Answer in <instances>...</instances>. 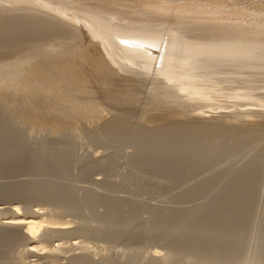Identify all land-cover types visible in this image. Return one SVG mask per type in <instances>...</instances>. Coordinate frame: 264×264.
I'll return each instance as SVG.
<instances>
[{
  "label": "rangeland",
  "instance_id": "rangeland-1",
  "mask_svg": "<svg viewBox=\"0 0 264 264\" xmlns=\"http://www.w3.org/2000/svg\"><path fill=\"white\" fill-rule=\"evenodd\" d=\"M0 15H2V17L0 16V70L2 72L5 69L10 70L9 72L7 70L8 74H6L7 72L5 74L2 73L3 75L0 73V138L2 137L7 141L5 142L4 139H1L0 153L5 154L4 150L7 153L8 151L12 153H8L10 155L7 159L6 157L8 156L6 154L5 156L0 154V179H2L4 174L9 173L15 165H20L21 162V165L27 164L24 167L20 165V168L22 167L21 169L25 170L21 172L25 176L22 177L24 179L23 182H20V185L26 182L23 185L26 186L28 190L26 191L30 192H26L25 197L23 195V197L19 198L16 195L14 200V197H12V200L4 197V200L3 196L0 195V229H5L9 226L5 222L7 221L6 218H10V216L15 214V212L11 211L13 207H17L19 212L27 217L36 216V223L39 222V224L35 225L36 230H34L38 237V242L30 246L24 240L23 242H17L18 244L11 245L12 247L10 246L8 250L3 251L4 254L2 253L0 257V264H194L195 261H198V264H210L212 261H209V258L208 260L205 259L207 257L202 259V256L198 255V257L195 253L198 250L200 252L205 247L215 248L216 245L218 246L222 243V238H220L221 240L211 241H207L208 239L204 240L205 238H198L199 240L196 242V239L193 238V233L196 228L199 229L203 226L210 228L213 223L217 226L213 224L214 226L212 225L211 230H218L217 228L215 229L218 226L221 228L220 230L227 228L222 225L223 222H220L222 220L217 218L215 221L210 220L207 214L211 213L210 215H212L213 212H209V210L212 208L216 209V207L219 208L220 205H222L220 208H223H219L222 211H220L221 213H223L224 209L228 210V208H230L228 211H232L231 207L233 208L234 204L235 208L246 204L250 212H247V220L249 221L246 220L244 222L247 227L243 223L241 225L242 230L240 229L241 232H238V236H234L244 241V245L240 248L239 262L242 258L241 264H264V253L260 251L261 239H263L264 235V78L262 77L264 76V68L261 67V73V69L257 65L248 63V66L245 62L246 66L242 62L236 66L237 70L240 68L241 71L234 70L236 68L232 71L227 60H224V68L220 63L223 61H219L220 58H217L214 54H207L208 57L205 56L206 60H204V56H197L195 61L194 57L191 58L192 56L184 57L185 55L181 51L183 50L181 47L183 48L185 45L193 48L209 47L210 45V47H213L215 42L212 45L211 41H213V38L215 40V37H212V35L214 34L218 38V34L222 31L223 33L228 32V34L233 36L249 38L250 41L253 40V44L259 41L258 46L261 47V44L264 45L262 43L264 42V0H0ZM14 15H17L18 18ZM13 16L16 21H19L18 19L25 21L15 23ZM28 16L32 17L29 18ZM35 16L39 17L34 18L36 22L39 20L37 23L32 19ZM30 20L33 23L35 22V25ZM51 20H55L54 23L59 28L61 27L60 29L62 30L58 28L54 30L57 27L55 24H53L55 28L52 29L54 26L51 27ZM3 21H10L12 24L8 22L10 26L6 23L4 25ZM25 22L27 24H24ZM2 23L3 25H1ZM36 24L37 28L35 27ZM38 24L42 25H39L40 28L43 27L42 30L44 28H47L45 30H51L43 32L38 28ZM44 24L47 26L44 27ZM19 25L21 26L20 28L25 30L21 31L20 28L18 29ZM113 26L117 28H115L117 32L111 30L114 29L112 28ZM27 27L28 30L29 28L31 29L29 30L30 34H32V29L33 31L38 30L39 36L34 31L33 34L35 35L32 34V37L29 38L28 35H31L26 30ZM224 28L225 30H223ZM14 29H17L19 33L16 32L17 30L14 32ZM208 29L212 30L208 31ZM10 31H13L15 35ZM114 32L117 34H114ZM16 33L17 35H20V33L26 34L20 35L22 37L18 40L19 35L17 38ZM216 33L218 34L216 35ZM3 34H7V37ZM49 34L53 35L50 36ZM2 35L5 37L2 38L7 40V42H2ZM9 37H11V40ZM176 37L179 39L177 40ZM171 38L174 41H171L173 40ZM185 40L188 42H185ZM175 41L180 42L177 43ZM183 41L187 44H184ZM123 46L124 48L127 47L128 50L124 49ZM51 47L53 51H56L57 47L59 49L64 48L66 50L65 57L58 59L60 61L57 58L53 59ZM140 47L144 49L142 50ZM164 47L168 50H165ZM67 50L72 52H69V56L67 55ZM135 51L140 53L137 54ZM142 51L145 52L142 53ZM178 51H181V53ZM36 55L38 56L36 57ZM208 58L213 60H208ZM26 59L27 61L30 60L27 63L25 62V64L23 60L26 61ZM193 59L195 62L200 63H193ZM190 60L193 62H190ZM207 60L209 63H207ZM184 61L186 62L182 63ZM213 61H215V64H212ZM217 61L218 64L215 69L214 65H216ZM18 62H20L19 67H21V70L17 67ZM201 62H204V66L200 65L202 64ZM210 63L211 65H209ZM22 64L23 66H21ZM205 64H208L207 67L211 66L213 68H207ZM13 65L19 72L12 70ZM181 65L188 67L185 69ZM252 65L260 71L258 72ZM200 66L205 68L201 70ZM247 67H250V69ZM68 68L71 70V72L69 71V78L73 79V85L78 88L70 92L66 90V97H62V94H57L60 93L59 89L61 88H57L52 84L56 80L59 81L58 78L60 77L58 74L61 75ZM181 68L185 70L182 69L181 71ZM206 68L209 71H206ZM217 68L219 71L216 73ZM245 68L248 69H246V73L250 74L251 78L244 73L243 70ZM13 71L18 73L15 74L19 75L20 80L25 77L29 79L32 76L33 79H31L33 81L29 80V84H26L28 79L25 78L26 82L23 79L25 83H21L22 80L20 81L18 76L14 74L12 76L10 72ZM192 71H195L196 74ZM225 71L226 76L224 75ZM235 71H237V74ZM186 72H189V75L191 73V75H187ZM211 73H214V75ZM238 73L242 74V76ZM260 73L262 74L261 76ZM200 74H203L204 78ZM7 75H10L9 78L12 83L10 79H7ZM3 80L7 88L4 86ZM50 80H52V83L50 82L51 85L48 83ZM19 81L20 83H18ZM60 84L58 83V85ZM126 85H129L130 88L132 87L133 95L128 93L129 86L126 87ZM16 86L22 90L15 88ZM124 89H126L125 92L123 91ZM171 92L173 93L171 94ZM24 93H27V95H24ZM120 94L126 100L119 97ZM125 94L127 96L130 94L136 99L132 96L130 98L126 97ZM167 94L169 95L166 97ZM58 96H60L61 102L64 98L68 99H64L66 102L62 103H66V105L56 102V100L60 101ZM108 98L109 101L111 100L110 102ZM111 98L114 99L112 100ZM132 100H134L133 103ZM72 101L76 102L75 106H72ZM82 101L85 103H82ZM86 102L91 106L85 107ZM82 106L85 108H81ZM72 108L74 109L72 110ZM117 116L128 119L132 128L141 132L137 131L140 136L146 135V138L147 134H149L148 138L151 136L150 138L157 139L156 133L163 130L164 127L184 123L190 125H213L232 129L231 131H238L239 133L237 132V134L245 138L248 143L241 148L236 140L232 144L226 138L225 140L231 145H226V143L224 145L226 141L223 137L219 138V140L216 139L218 137L214 136L206 139V142H210L209 145L205 143L206 148L195 149L194 154L190 153L193 159L197 156L196 165H188L186 170L182 168V175L179 179L182 183H187L189 186L184 189L183 193L179 189V184L170 179L172 178L170 177V172L171 168L176 165L175 163L182 164L181 162H175V158L176 160L182 158L184 161H189L190 158H187L189 153L186 155L188 149L183 148L184 150L180 152L181 149H177L179 146L171 144L165 146L159 143L155 145L151 141H146L145 137L139 138L138 134V136L135 134L138 137H135V139L133 135H128L129 138L126 137L124 139L118 138L116 135L115 137L113 134H109L106 128L109 122ZM139 129L144 131L142 132ZM152 133L155 137H153ZM11 134L14 135L11 136ZM212 138H215L213 142ZM136 139H142L145 142L143 144L140 143L142 140L138 141ZM146 142L148 144H145ZM4 143H8V146L6 144L3 145ZM144 145L148 146L145 147ZM151 145L153 147L152 151L149 150L152 148ZM255 145L256 147L258 146V149L254 148ZM3 146L6 149L4 148L3 150ZM157 146L158 148L167 147V150H170L166 154L164 153V156L167 157H164L166 161L163 159L164 163H162L163 161L161 162L162 159L160 160L161 156L159 155L161 153H158L159 149L156 148ZM225 146L228 152L219 155ZM139 147L142 148L139 149ZM147 147L146 152L150 151L149 154L147 153L149 159L146 156V152H142ZM234 147L237 148L235 149ZM11 148L15 149L12 150ZM231 148L237 151H231ZM240 148L245 151L242 153ZM172 149L173 151H171ZM185 150L187 151L184 153ZM190 150L193 151V149L189 148V152ZM174 151L176 152L173 153ZM238 152L243 157L239 156L238 158ZM151 153L158 159L154 161ZM182 153L187 157L183 158L181 156ZM233 153L237 156H233ZM178 154L181 157L179 159ZM213 157H215L216 161ZM139 158L146 160L147 164L142 159V161L139 160ZM221 158H223V161ZM231 158L235 161L233 162ZM241 158H244L242 163L239 160ZM210 159L211 161H209ZM159 161L161 165L164 164L162 166L163 169L159 166ZM148 164L151 165L152 169ZM233 164L237 169L233 167ZM256 164L260 166L257 167ZM221 166H224V168ZM216 167L223 169V171ZM232 170H237L235 171L236 174ZM240 170L243 171L240 173ZM248 172L251 175L247 174ZM199 173H202V176L205 173L204 175L209 176V178L212 175L211 180L215 182H213L215 185H212L214 188L207 186L200 193L196 192L198 184H195L200 182L196 178L201 176ZM254 176L258 180H262V187L260 185L255 186L252 191L253 195L251 194L254 197L251 200L244 201L239 199L238 193L235 195L233 192H239L240 194L244 191L245 183ZM213 177L218 178V180ZM22 178L20 176L18 179L21 180ZM253 180L255 181L256 179L254 178ZM1 186H3L2 183H0V189L4 187ZM178 190L182 192V195L178 193L180 200L176 195ZM185 192L187 197L190 195L191 197L187 198L185 195L183 197ZM211 192L214 193L212 194ZM230 193L235 195V198L231 197L233 202L231 198H229L231 201L226 200ZM217 194L220 195L218 196ZM192 197L193 200H191ZM189 199L191 200L190 203ZM218 199L219 201H224L218 203ZM210 201L211 204L209 205ZM214 201L220 205L218 206ZM213 202L216 205L212 204ZM225 205L227 206L226 208H224ZM201 206L204 207L202 208ZM179 207L180 211L178 210ZM190 207L191 209L193 208L192 211H195L196 207L198 208L197 211H199V208H202V210H200L201 212L193 211L194 214L196 213V215H193L191 209L188 210ZM183 208L187 209L183 211ZM218 208L216 210L219 211ZM204 209L208 211L207 214L206 211L204 213ZM186 210L187 212H185ZM174 212H178V214L176 213L177 215L175 214L174 216ZM179 213L182 214L180 215ZM197 215L198 217L207 216L210 224L207 221L205 222V219L203 224L201 222L202 219L196 218ZM162 217L165 218L163 219ZM161 220L163 221L161 222ZM165 220L166 224L164 223ZM160 222L165 224H163L165 226L164 229L161 228L162 224ZM21 227H25L26 236L33 238L34 233L31 229H28L29 225ZM160 230L164 231L160 232ZM172 233L174 236H172ZM224 233L225 230L222 234L226 236ZM243 233L244 235H242ZM205 241L207 242L205 243ZM183 242L187 246L186 248H181L182 250L175 249L176 244ZM187 242L189 243L188 245H186ZM202 260H205V262L202 263ZM213 264L218 263L213 262Z\"/></svg>",
  "mask_w": 264,
  "mask_h": 264
},
{
  "label": "bare ground",
  "instance_id": "bare-ground-1",
  "mask_svg": "<svg viewBox=\"0 0 264 264\" xmlns=\"http://www.w3.org/2000/svg\"><path fill=\"white\" fill-rule=\"evenodd\" d=\"M6 4H8V3H6ZM17 5V4H16ZM16 8V7H15ZM5 12V11H4ZM16 14V13H15ZM19 14V13H18ZM31 14V13H30ZM21 15V14H20ZM49 15V14H48ZM1 17H2V15H0ZM12 16V15H11ZM10 16V17H11ZM15 16V15H14ZM13 16V17H14ZM40 16H41V14H40ZM0 17V18H1ZM15 17H17V15L15 16ZM15 17H14V22L16 23V22H18L19 23V21L21 20V19H18L19 21H16V19H15ZM20 17V16H19ZM26 17V16H25ZM25 17H24V19H25ZM29 17V16H28ZM30 17H32V16H30ZM29 17V18H30ZM4 18H7V17H4ZM18 18V17H17ZM22 18H23V15H22ZM34 18H39V17H33L32 19L33 20H35ZM2 20V19H1ZM4 20H6V19H4ZM26 20H27V18H26ZM10 21H12V20H10ZM10 21H8V22H10ZM25 21V20H24ZM24 21H20V22H24ZM29 21V20H28ZM31 22H32V20H30ZM39 21V20H38ZM37 21V22H38ZM52 21V20H51ZM55 21V20H54ZM54 21H52L51 22V27L52 26H54L53 24H55L56 25V23H54ZM2 22V21H1ZM8 22H6V21H3V23H4V25H6V24H8L9 26H10V23L12 24V22H10V23H8ZM13 22V23H14ZM27 22V21H26ZM24 23V24H27V23ZM31 22H30V25H31ZM35 22H36V20H35ZM34 22V23H35ZM36 22V23H37ZM3 23L1 24V25H3ZM6 23V24H5ZM33 22H32V24H34ZM41 23V22H40ZM44 23V22H43ZM22 23H20V25H21ZM47 24V23H46ZM46 24H44L45 26L44 27H46L47 25ZM49 24V23H48ZM7 25V26H8ZM16 25V24H15ZM18 25V24H17ZM19 25V27H18V29L21 27V26H23V25H21L20 26ZM35 25V24H34ZM40 24H38V26H39ZM200 25V24H199ZM12 26V25H11ZM13 26H14V24H13ZM28 26V25H27ZM40 26H42V25H40ZM40 26L38 27V28H40ZM57 26V25H56ZM201 26V25H200ZM17 27V26H16ZM29 27H31V26H29ZM36 28H37V24H36V26H35ZM215 27V26H214ZM1 28V27H0ZM15 28V27H14ZM32 28V27H31ZM43 28V27H42ZM42 28H40V30H42ZM55 28V26L52 28V29H54ZM59 29V30H62V29H60L58 26L54 29V30H56V29ZM68 28V27H67ZM66 28V29H67ZM107 28V27H106ZM112 28H114V29H111V30H115V26H113ZM202 28H203V26H202ZM24 29V28H23ZM23 29L22 28H20V30L21 31H23ZM45 29H47V28H44V30H42L43 32L44 31H47V32H49L48 30H51V29H48V30H45ZM117 29V28H116ZM17 29H14V32L16 31ZM25 30V29H24ZM26 30H28V27H27V29ZM29 30H31L30 28H29ZM28 30V31H29ZM119 30V29H118ZM210 30H212V29H208V31H210ZM219 30V29H218ZM223 30H225V28L223 29ZM20 31V32H21ZM35 31V30H34ZM33 29H32V34H33ZM37 31L38 30H36L35 31V34H38L37 33ZM53 31V30H52ZM58 31V30H57ZM109 31V30H108ZM116 31V30H115ZM217 31V30H216ZM10 32H13V31H10ZM13 32V33H14ZM17 33H19L18 32V30L16 31ZM25 32H27V31H25ZM47 32H45V33H47ZM62 32V31H61ZM64 32H65V30H64ZM117 32V31H116ZM116 32H114V34L116 33ZM119 32H120V30H119ZM129 32H131V31H129ZM212 32V31H211ZM3 33V32H2ZM17 33H16V35H17ZM40 33V32H39ZM44 33V34H45ZM57 33V32H56ZM125 33V32H124ZM133 33H134V31H133ZM137 33V32H136ZM135 33V34H136ZM140 33V32H139ZM210 33V32H209ZM223 31L222 32H220V34H218V33H216V35L218 34V38H216V36H214V34L212 35V37H215V40H214V38H213V41H211V43H213V42H215V45H214V43L212 44V45H214L213 47H203V48H193V47H191V46H188V45H185L183 48L181 47V49H183V50H181V51H183V53H184V57H186V56H192L191 58H193L194 57V59H195V61L197 60V56H207L208 57V55L207 54H214V55H216V57L218 58H220L219 59V61L221 60V61H223V62H220L222 65L224 64V62L227 60L228 62V65L230 66V69L233 71V69L234 68H236V69H234V70H237V64L238 63H247V65L249 66V64L248 63H250V64H254V65H257V67L258 68H260L261 69V73H262V68H264L263 67V65H264V45H262L261 43V47H259L258 46V42L257 41H255V42H257V43H255V44H257V46H255V44H253V40L252 41H250L249 40V38H241V36L239 37H237V35L236 36H233V35H230V34H228V32H225V33H227V34H225V33H223ZM230 33V32H229ZM234 33V32H233ZM233 33H231V34H233ZM4 34H5V31H4ZM3 34V35H4ZM11 34V33H10ZM10 34H8V35H10ZM26 33H24V34H22V33H20V35H25ZM29 34H30V31H29ZM32 34H30L31 36H29L28 35V33H27V35H28V37L30 38V37H32ZM35 34H33V35H35ZM41 34V33H40ZM117 34V33H116ZM119 34H121V33H119ZM125 34H128V33H125ZM131 34V33H130ZM134 34V35H135ZM138 34V33H137ZM136 34V35H137ZM235 34V33H234ZM0 35H1V31H0ZM3 35L1 36V38L3 37ZM14 35H15V33H14ZM19 35V34H18ZM18 35L16 36L17 38H18ZM20 35H19V38H18V40L22 37H20ZM50 36H52L51 34H49ZM209 35H211V34H209ZM219 35H220V37H219ZM4 36H6L7 37V34L6 35H4ZM38 36H39V34H38ZM107 36V35H106ZM117 36V35H116ZM121 36V35H120ZM138 36V35H137ZM142 36V35H141ZM140 36V37H141ZM167 36V35H166ZM15 37V36H14ZM15 37V38H16ZM25 37V36H24ZM27 37V36H26ZM25 37V38H26ZM27 37V38H28ZM35 37V36H34ZM37 37V36H36ZM45 37V36H44ZM43 37V38H44ZM110 37V36H109ZM119 37V36H118ZM131 37V36H130ZM146 37V36H145ZM209 37V36H208ZM3 38H5V37H3ZM2 38V39H3ZM11 37H9V39H10ZM12 38H13V36H12ZM122 38H124V37H122ZM135 38V37H134ZM142 38V37H141ZM7 39V38H6ZM24 39V38H23ZM127 39V38H126ZM130 39V38H129ZM138 39V38H137ZM143 39V38H142ZM145 39V38H144ZM148 39V38H147ZM146 39V40H147ZM164 39V38H163ZM171 39H173V38H171ZM176 39H177V37H176ZM179 39V38H178ZM177 39V40H178ZM217 39V40H216ZM4 40V41H3ZM2 40V42L4 43V42H7V40H5V39H3ZM11 40V39H10ZM22 40V39H21ZM132 40V39H131ZM255 40V39H254ZM24 41H25V39H24ZM63 41V40H62ZM129 41V40H128ZM150 41H152V40H150ZM153 41H154V39H153ZM158 41V40H157ZM161 41V40H160ZM170 41V40H169ZM171 41H174V39L173 40H171ZM60 42V41H59ZM122 42H123V40H122ZM121 42V43H122ZM127 42V41H126ZM125 42V43H126ZM130 42V41H129ZM148 42V41H147ZM163 42H165V41H163ZM175 42H177V41H175ZM180 41H178L177 43H179ZM182 42V41H181ZM185 42H188V41H186L185 40ZM184 41H183V43L184 44H187V43H185ZM66 43V42H65ZM141 43V42H140ZM152 43V42H151ZM157 43V42H156ZM177 43H176V45H177ZM262 43H264V42H262ZM116 44V43H115ZM137 44V43H136ZM141 44H144V43H141ZM140 44V45H141ZM172 44V43H171ZM189 45H192L193 44V42H192V44L191 43H188ZM60 45V44H59ZM122 45H123V43H122ZM121 45V46H122ZM127 45V44H126ZM157 45V44H156ZM159 45H160V43H159ZM169 45V44H168ZM167 45V46H168ZM50 46H52V45H50ZM50 46H48V47H50ZM83 46V45H82ZM112 46V45H111ZM124 46H125V44H124ZM124 46H123V48H124ZM128 46V45H127ZM135 46V45H134ZM139 46V45H138ZM143 46V45H142ZM148 46V45H147ZM151 47H153L152 45H150ZM158 46V45H157ZM174 46V45H173ZM56 47V46H55ZM55 47H54V49H55ZM105 47V46H104ZM145 47V46H144ZM155 47V46H154ZM170 47V46H169ZM176 47H178V46H176ZM176 47H173V48H176ZM180 47H179V50H180ZM194 47H197V46H194ZM52 48V47H51ZM129 48V50H131L130 49V47H128ZM133 48V47H132ZM136 48V47H135ZM142 47H140V49H141ZM158 48V47H157ZM161 48V47H160ZM165 48V47H164ZM171 48V47H170ZM48 49H50V48H48ZM57 49H59L58 47H57ZM56 49V51H53V48H52V51H53V59H55V58H57V60L58 59H60V58H63V57H65V55H66V50L63 48H60L59 50H57ZM109 49V48H108ZM124 49H127V47L126 48H124ZM144 48H142V50H143ZM146 49V48H145ZM148 49V48H147ZM152 49V48H151ZM163 49V48H162ZM172 49V48H171ZM171 49H169L170 51H171ZM176 49H178V48H176ZM42 50V49H41ZM40 50V51H41ZM117 50V49H116ZM121 50V49H120ZM128 50V49H127ZM160 50V49H159ZM165 50H168V49H166L165 48ZM49 51V50H48ZM123 51V50H122ZM141 51V50H140ZM146 51V50H145ZM145 51H142V53L143 52H145ZM162 51V50H161ZM170 51H168V52H170ZM181 51L179 52V53H181ZM38 52V51H37ZM55 52V53H54ZM69 52L70 51H68L67 50V55L69 54ZM125 52V51H124ZM130 52V51H129ZM134 52V51H133ZM136 53H137V51H135ZM168 52H166V53H168ZM174 52V51H173ZM39 53V52H38ZM70 53H72V52H70ZM140 53V52H139ZM139 53H137V54H139ZM141 53V54H142ZM175 54H176V52H174ZM40 54V53H39ZM50 54H52L51 52H50ZM49 54V55H50ZM140 54V55H141ZM163 54V53H162ZM165 54V53H164ZM172 54V53H171ZM48 55V56H49ZM70 55V54H69ZM68 55V56H69ZM132 55V54H131ZM136 55V54H135ZM145 55H147V54H145ZM178 55V54H177ZM38 55H36V57H37ZM45 56V55H44ZM47 56V55H46ZM73 56V55H72ZM109 56V55H108ZM130 56V55H129ZM138 56V55H137ZM158 56V55H157ZM164 56V55H163ZM162 56V57H163ZM170 56V55H169ZM175 56V55H174ZM180 56V55H179ZM195 56H196V58H195ZM210 57H211V55H209ZM26 57V56H25ZM40 57V56H39ZM132 57V56H131ZM146 57V56H145ZM145 57H144V59H145ZM167 57V56H166ZM176 57V56H175ZM174 57V59L176 60V58ZM29 58V57H28ZM32 58V57H31ZM35 58V57H34ZM129 58V57H128ZM143 58V57H142ZM165 58V57H164ZM199 58V57H198ZM215 58V57H214ZM38 59V58H37ZM41 59V58H40ZM112 59V58H111ZM130 59V58H129ZM147 59V58H146ZM194 59H193V61H194ZM204 59V58H203ZM203 59H202V61H203ZM210 59H212V58H210ZM209 58H208V60H210ZM30 60V59H29ZM28 60V61H29ZM44 60H46V59H44ZM133 60V59H132ZM170 60V59H169ZM180 60H181V58H180ZM204 60H206V57H205V59ZM207 60V61H208ZM213 60V59H212ZM211 60V61H212ZM225 60V61H224ZM27 61V59H26V61H24L23 60V62L25 63H27L28 62ZM58 61H60V60H58ZM57 61V62H58ZM136 61V60H135ZM134 61V62H135ZM150 61V60H149ZM148 61V62H149ZM187 62H189L188 60H186ZM186 61H184V62H182V63H185ZM193 61H191L190 60V62H193ZM193 62V63H197V62ZM215 61H216V58H215ZM215 61H213V63L212 64H215L214 62ZM53 62V61H52ZM153 62V61H152ZM205 63H206V61H204ZM203 62V63H204ZM19 63L20 62H18V64H17V67L18 68H20V70H21V67H19ZM23 63V64H24ZM25 63V64H26ZM54 63H55V61H54ZM54 63H52V64H54ZM150 63V62H149ZM193 63H192V65H193ZM198 63H200V62H198ZM197 63V64H198ZM202 63V62H201ZM203 63L202 64H200L201 66L203 65ZM207 63H209V61L207 62ZM211 63L209 64V65H211ZM246 63H245V65H246ZM23 64L21 65V66H23ZM142 64H144V63H142ZM148 64V63H147ZM146 64V65H147ZM189 64V63H188ZM217 64H218V61L216 62V65H214V67L216 66L217 67ZM8 65V64H7ZM6 65V66H7ZM15 65V64H14ZM14 65L12 66L13 67V69L12 70H16L15 68H14ZM28 65H29V63H28ZM116 65H117V63H116ZM154 65V64H153ZM190 65V64H189ZM191 65V66H192ZM225 65V64H224ZM223 65V66H224ZM242 65H244V64H242ZM245 65H244V67H245ZM246 65V66H247ZM254 65H252L254 68H256L257 69V71L259 72L260 70H258V68L257 67H255ZM68 66V65H67ZM141 66V65H140ZM139 66V67H140ZM175 66H177V65H175ZM179 66V65H178ZM177 66V67H178ZM182 66V65H181ZM180 66V67H181ZM197 66H199V65H197ZM200 66V67H201ZM204 66V65H203ZM208 66V64H205V67H207ZM251 66V68L253 69V67ZM3 67V66H2ZM10 67V66H9ZM11 67V68H12ZM70 67V66H69ZM128 67V66H127ZM177 67H176V69H177ZM183 67V66H182ZM188 67V66H187ZM187 67H183V68H187ZM205 67H201V70L202 69H204ZM211 67V66H210ZM210 67H207V68H210ZM216 67H215V69H216ZM228 67V66H227ZM244 67H242L243 69H244ZM262 67V68H261ZM4 68V67H3ZM37 68V67H36ZM67 68V67H66ZM65 68V69H66ZM74 68H76V67H74ZM183 68H181V71H182V69ZM206 68V69H207ZM211 68H213V67H211ZM224 68H225V66H224ZM229 68V67H228ZM248 69H250V67H247ZM247 68H245V70H243L244 71V73L245 74H247L246 73V71L248 70ZM5 69V68H4ZM70 69H72V68H70ZM143 69H144V66H143ZM180 69V68H179ZM178 69V70H179ZM185 69H183V70H185ZM189 69H191V68H189ZM195 69V68H194ZM205 69V70H206ZM214 69V70H215ZM227 69V68H226ZM239 70H240V68H238ZM247 69V70H246ZM3 70V69H2ZM6 70V71H5ZM5 70H3L4 72H2L1 70H0V73L2 74V73H4L5 74V72H7V70L8 69H5ZM141 70V69H140ZM204 70V71H205ZM214 70H212V71H214ZM231 70H230V72H231ZM239 70H237L238 72H239ZM255 70V69H254ZM264 70V69H263ZM10 70H8V72H9ZM16 71H18V70H16ZM16 71L13 73V72H10V73H12V76H13V74L14 75H16V74H18V73H16ZM24 71V70H23ZM23 71H21V72H23ZM63 71V70H62ZM71 72V70H69V68L66 70V71H63V73L61 74V75H59L58 74V76L60 77V78H58V80L60 81H55V82H53V86H56L57 88H61V89H59L60 90V93H57V94H59V95H63L62 97H66V90L68 91V92H70V91H74L75 90V88H78V87H76V86H74L73 85V79L72 78H69L70 77V72ZM145 71H146V69H145ZM180 71V70H179ZM180 71V72H181ZM191 71V70H190ZM189 71V72H190ZM206 71H209L208 69L206 70ZM219 70H218V68H217V70H216V73L218 72ZM229 71V70H228ZM237 71H235V73L237 72ZM241 71V70H240ZM8 72L6 73V74H8ZM19 72V71H18ZM20 72V73H21ZM30 72V71H29ZM109 72V71H108ZM188 72V73H189ZM193 72V71H192ZM195 72V71H194ZM193 72V73H194ZM215 72V71H214ZM221 72V71H220ZM229 72V73H230ZM257 72V73H258ZM264 72V71H263ZM9 73V74H10ZM16 73V74H15ZM34 73V72H33ZM187 73V72H186ZM185 73V74H186ZM187 73V75H189ZM222 73H224V72H222ZM232 73H234V72H232ZM243 73V72H242ZM243 73V74H244ZM248 73H250V71H248ZM255 73H256V70H255ZM260 73V76L262 75ZM32 74V73H31ZM80 74V73H79ZM112 74V73H111ZM148 74V73H147ZM195 74H196V72H195ZM212 74V73H211ZM221 74V73H220ZM227 74H228V72H227ZM237 74V73H236ZM238 74H240V73H238ZM244 74V75H245ZM251 74H252V72H251ZM3 75V74H2ZM21 75V74H20ZM29 77H30V75L29 74H27ZM27 75H25V76H27ZM122 75V74H121ZM190 75H191V73H190ZM189 75V76H190ZM199 75V74H198ZM200 75H202L201 77H203V74H200ZM212 75H214V73L212 74ZM225 76H226V71H225V74H224ZM241 76H242V74H240ZM248 75V74H247ZM8 76V75H7ZM7 76H5V77H7ZM10 76V75H9ZM9 76H8V78L7 79H10L9 78ZM16 76H18V79H19V75H16ZM39 76H40V74H39ZM56 76V75H55ZM54 76V77H55ZM143 76V75H142ZM248 76H250L249 78H251V75L249 74ZM15 77V76H14ZM24 77V76H23ZM42 78H43V76H41ZM40 77V78H41ZM117 77V76H116ZM146 77V76H145ZM174 77H175V75H174ZM173 77V78H174ZM263 78H264V76H262ZM261 77V78H262ZM12 78V77H11ZM21 78V77H20ZM26 78V77H25ZM25 78H23L24 80H25ZM31 78H32V76H31ZM31 78H26V79H28L27 80V82L29 81V80H32ZM41 78V79H42ZM56 78V79H57ZM112 78V77H111ZM121 78V77H120ZM190 78V77H189ZM204 78V77H203ZM202 78V79H203ZM260 78V79H261ZM262 78V79H263ZM2 79H6V78H2ZM1 79V80H2ZM6 79V80H7ZM14 79V78H13ZM16 79H17V77H16ZM23 79H19L20 81H21V83L23 82V83H25L26 82V80H25V82H24V80ZM35 79H37L36 77H35ZM48 79V78H47ZM53 79V78H52ZM76 79V78H75ZM253 79V78H252ZM4 80H3V82H4ZM39 80V79H38ZM37 80V81H38ZM55 80V79H54ZM53 80V81H54ZM159 80V79H158ZM200 80V79H199ZM9 81V80H8ZM8 81H7V83H8ZM10 81H11V79H10ZM18 81V80H17ZM20 81L18 82V83H20ZM33 81V80H32ZM36 81V82H37ZM41 81V80H40ZM45 81V80H44ZM52 80H50V81H48V83H49V85H51L50 84V82H51ZM189 81V80H188ZM2 82V81H1ZM16 82V81H15ZM76 82V81H75ZM78 82H79V80H78ZM167 82V81H166ZM175 82V81H174ZM11 83H12V81H11ZM42 83V82H41ZM46 83V82H45ZM52 83V82H51ZM58 83H61L60 85H58ZM77 83V82H76ZM206 83V82H205ZM4 84V86L6 87L7 85L5 84V82L3 83ZM26 84H29V82L28 83H26ZM25 84V85H26ZM78 84V83H77ZM85 84V83H84ZM156 84V83H155ZM193 84H195V83H193ZM8 85H9V83H8ZM11 85H13V84H11ZM16 85V84H15ZM18 85V84H17ZM23 85V84H22ZM96 85V84H95ZM191 85V84H190ZM206 85V84H205ZM19 86V85H18ZM27 86V85H26ZM26 86H24V87H26ZM38 86V85H37ZM127 86H129V85H126V87ZM208 86V85H207ZM14 87V86H13ZM21 87V86H20ZM24 87H22V88H24ZM41 87V86H40ZM83 87V86H82ZM126 87H123V88H126ZM203 87V86H202ZM212 87V86H211ZM215 87V86H214ZM7 88V87H6ZM9 88V87H8ZM12 88V87H11ZM15 88H17V86L15 87ZM27 88V87H26ZM47 88H50V87H47ZM122 88V89H123ZM129 88V91H128V93H130V94H132V87L130 88V86L128 87ZM128 88H127V90H128ZM173 88V87H172ZM209 88V87H208ZM216 88V87H215ZM222 88V87H221ZM256 88V87H255ZM259 88V87H258ZM17 89H19V88H17ZM16 89V90H17ZM52 89V88H51ZM50 89V90H51ZM80 89H81V87H80ZM213 89V88H212ZM257 89V88H256ZM11 90V89H10ZM19 90H22V89H19ZM24 90V89H23ZM26 90V89H25ZM37 90V89H36ZM56 90H58V89H56ZM58 90V91H59ZM86 90H88V89H86ZM9 91V90H8ZM18 91V90H17ZM49 91V90H48ZM61 91H62V93H61ZM79 91V90H78ZM124 92L126 91V89H124L123 90ZM122 91V94L124 93ZM136 91V90H135ZM156 91V90H155ZM171 91V90H170ZM174 91V90H173ZM79 92H81V91H79ZM175 92V91H174ZM202 92V91H201ZM236 92V91H235ZM23 93V92H22ZM85 93V92H84ZM116 93V92H115ZM173 92H171V94H172ZM250 93V92H249ZM16 94V93H15ZM27 95V93H24V95ZM29 94V93H28ZM56 94V93H55ZM122 94H120V96L119 97H122L123 98V96H121ZM130 94H128L129 96H127L126 94H125V96L126 97H129L130 98V96H132V95H130ZM175 94V93H174ZM191 94V93H190ZM255 94V93H254ZM257 94V93H256ZM11 95V94H10ZM13 95V94H12ZM87 95V94H86ZM124 95V94H123ZM169 94H167L166 95V97L168 96ZM46 96V95H45ZM77 96V95H76ZM89 96V95H88ZM108 96V95H107ZM112 96V95H111ZM163 96V95H162ZM176 96V95H175ZM241 96V95H240ZM13 97V96H12ZM19 97V96H18ZM59 97V99H60V96H58ZM58 97H56L57 99H58ZM61 97V98H62ZM69 97V96H68ZM110 97V96H109ZM132 97H134V96H132ZM7 98V97H6ZM56 98H54V99H56ZM78 98V97H77ZM135 98V97H134ZM138 98V97H137ZM10 99V98H9ZM65 100H68L67 98H64ZM63 99V101L61 102V99H60V101L58 100H56V102H61V104L65 101ZM70 99V98H69ZM112 99V98H111ZM114 99V98H113ZM112 99V100H113ZM123 99H125V98H123ZM132 99V98H131ZM136 99V98H135ZM13 100V99H12ZM25 100V99H24ZM72 100V99H71ZM70 100V101H71ZM91 100V99H90ZM126 100V99H125ZM5 101V100H4ZM10 101H11V99H10ZM28 101V100H27ZM108 101H109V98H108ZM111 101V100H110ZM109 101V102H110ZM119 101H120V99H119ZM119 101H117V103H119ZM127 101H129V100H127ZM131 101V100H130ZM133 101L134 100H132V103H133ZM66 102V101H65ZM73 102V101H72ZM71 102V103H72ZM108 102V103H109ZM2 103H4L3 101H2ZM6 103V102H5ZM40 103V102H39ZM42 103V102H41ZM67 103H69V102H67ZM82 103H85V102H83L82 101ZM90 103V102H89ZM114 103V102H113ZM130 103V102H129ZM74 104H76V102H73V104H72V106L74 105ZM86 104H87V102H86ZM85 104V107L87 106L88 107V105L89 106H91L90 104H87L86 105ZM238 104H240V103H238ZM42 105V104H41ZM58 105H60V104H58ZM62 105H66V103L65 104H62ZM94 105V104H93ZM122 105V104H121ZM68 106V105H67ZM75 106V105H74ZM62 107V106H61ZM77 108H78V106H76ZM85 107H81V108H85ZM30 108V107H29ZM55 108V107H54ZM67 108V107H66ZM97 108H98V106H97ZM247 108V107H246ZM70 109H71V107H70ZM74 108H72V110H73ZM94 109V108H93ZM45 110V109H44ZM76 110V109H75ZM86 111V110H85ZM26 112V111H25ZM194 112H195V110H194ZM98 113V112H97ZM196 113V112H195ZM214 113V112H213ZM242 114V113H241ZM79 115V114H78ZM87 115V114H86ZM180 115V114H179ZM72 117V116H71ZM45 118V117H44ZM43 118V119H44ZM52 118V117H51ZM102 118V117H101ZM124 117H121V116H117V117H114L113 119H112V121H110L109 122V125H108V127L106 128L105 126V128L107 129V131H108V133L109 134H113L114 136L116 135V136H118V138L119 137H121V138H126V137H128V135H133V137H134V139H135V137H137L139 134H138V130L137 129H135V128H132V126H131V124L128 122V119L126 120L125 118L123 119ZM73 119V118H72ZM130 120V119H129ZM125 122V123H124ZM105 128H103V129H105ZM105 129V130H106ZM163 129V128H162ZM139 130H141V129H139ZM232 129H227V128H224V127H221V126H210V125H202V124H193V125H190V124H184V123H182V124H178V125H173V126H169V127H164V129L163 130H161L160 132H158V133H156V136H157V139L155 140V139H152V138H148V135L149 134H147V133H144V134H147V138H146V135H142V136H140L139 135V138L140 137H145V139H147L146 141H148V142H153V143H155V145H156V143L158 144H164L165 146L166 145H169V144H171V145H173V146H179V148H177L178 150L179 149H181V151L180 152H182V150H184L185 148L186 149H188V151L187 150H185L184 151V153L187 151V153H186V155L189 153V157H187L186 155H184L183 153H182V155L181 156H183V158H190L189 159V161H184L181 157H179V154H178V159L179 158H181L180 160H176V158H175V162H181L182 164H177V163H175L173 160V162L176 164H174L175 166L174 167H172L171 168V176L170 177H172V178H170V179H172L174 182H177L178 184H179V186H180V188L179 189H181V191L184 193V189L185 188H187V187H189L188 186V184L187 183H182V181H180V179L179 178H181V175H182V171L183 170H186V169H188L187 167H188V165H191V164H195L196 165V163H197V159H196V157L197 156H195V158L193 159V157L190 155V153H192V154H194L193 152H194V150L195 149H200V148H202V147H204V148H206L207 146H206V144L207 145H209V143L208 142H206V139H209V137L210 136H214V137H218V138H216V139H218L219 140V138H221V137H223L224 138V140L227 138V140L229 141V142H232V144H233V142H234V140H236V141H238L239 143V145H240V147L241 148H243L242 146H246V144L248 143V141L246 142L245 141V138H242V137H240L239 136V134H237V132L238 131H231ZM138 131V132H137ZM142 132L144 131V130H141ZM61 132V131H60ZM147 132V131H146ZM153 132V131H152ZM66 133V132H65ZM139 133H141V132H139ZM149 133V132H148ZM151 133V132H150ZM155 133V132H154ZM239 133V132H238ZM247 133H249V132H247ZM137 136H136V135ZM246 134V133H245ZM12 135H14V134H11V136ZM16 135V134H15ZM152 135H153V133H152ZM255 135V134H254ZM4 136H5V134H4ZM115 136V137H116ZM248 136V135H247ZM132 137V136H131ZM153 137H155L154 135H153ZM6 138H8V137H6ZM129 138V137H128ZM138 138V137H137ZM1 139L3 140L4 138H0V141H1ZM15 139V138H14ZM19 139V138H18ZM215 139V138H214ZM214 139L212 138L211 140H212V142L214 141ZM13 140V139H12ZM118 140H120V139H118ZM136 140H138V139H136ZM140 141L142 140V139H139ZM138 140V141H139ZM205 140V141H204ZM224 140H222V141H224ZM4 141H5V139H4ZM9 141V140H8ZM19 141V140H18ZM131 141H132V139H131ZM137 141V143H139ZM143 141V142H142ZM140 143H143L144 144V142H145V140H142ZM161 141V142H160ZM226 141V140H225ZM228 141H226V142H224V145H225V143H226V145H229L230 143L228 142ZM3 142V141H2ZM5 142H7V141H5ZM196 142V143H195ZM199 142V143H198ZM201 142H204V143H202L201 144ZM241 142V143H240ZM258 142V141H257ZM11 143V142H10ZM206 143V144H205ZM223 143V142H222ZM251 143V142H250ZM253 143V142H252ZM6 143H4L3 145H5ZM8 144V143H7ZM6 144V146H8ZM15 144H17V143H15ZM145 144H148L147 142L145 143ZM151 144V143H150ZM235 144V146H236V142L234 143ZM254 144V143H253ZM154 145V144H153ZM185 145H187V147H185ZM231 145V144H230ZM141 146V145H140ZM145 146V145H144ZM146 146H148V145H146ZM145 146V147H146ZM206 146V147H205ZM238 146V145H237ZM10 147V146H9ZM8 147V148H9ZM151 147H152V145H151ZM172 147V146H171ZM190 149H193V151L192 150H190V152H189V148ZM230 147H232V146H230ZM239 147V146H238ZM247 147H249V145H247ZM258 147V146H257ZM256 147V145H255V147L254 148H257ZM3 148V150H4V148L6 149V147L5 146H3L2 147ZM7 148V150H9ZM140 148H142V147H139V149ZM156 148H158V146L156 147ZM162 147H160V148H158L157 150H158V153L160 152L161 154L159 155V156H161V158H160V160H161V162L163 161V159H164V161H165V158H167V157H165L164 156V153L166 154V152H169L170 150H167V147H164V148H162ZM168 148H169V146H168ZM184 148V149H183ZM203 148V149H204ZM235 148V147H234ZM232 149L231 148V151L232 150H234L235 152L237 151V150H235V149ZM241 148H240V150H241ZM12 149V148H11ZM13 149H15V148H13ZM12 149V150H13ZM148 149V147L146 148V149H144L142 152H146V150ZM151 149H153V147L152 148H150L149 150L150 151H152ZM162 150V152H161V150ZM174 149V148H173ZM173 149L171 150V151H173ZM176 149V148H175ZM177 149H176V151H177ZM202 149V150H203ZM249 149V148H248ZM251 149V148H250ZM258 149V148H257ZM2 150V151H3ZM148 150V152H146V156L148 157V159H149V155H147V153L149 154V151ZM201 150V149H200ZM208 150V149H207ZM247 150V149H246ZM5 151V154H6V156H8V157H6V159L7 158H9V155L10 154H12V153H10V151H8V153H10V154H8L7 152H6V150H4ZM3 151V152H4ZM16 151V150H15ZM176 151H174L173 153H175ZM233 151V152H234ZM245 151V150H244ZM244 151H242L241 150V152L243 153ZM254 151V150H253ZM13 152V151H12ZM154 152V151H153ZM157 152V151H156ZM196 152V151H195ZM228 152V149H227V147L225 146V148H223L222 149V151L220 152V154L219 155H222V154H226ZM240 152V153H241ZM13 153H15V152H13ZM163 153V154H162ZM178 153V152H177ZM205 154H206V152H204ZM207 153H208V151H207ZM241 153V154H242ZM247 153V152H246ZM251 153V152H250ZM1 154V153H0ZM4 154V153H3ZM3 154H1L2 156H3ZM5 154H4V156H5ZM152 154V153H151ZM196 155H197V153H195ZM210 154V153H209ZM212 154V153H211ZM237 154V153H236ZM245 154V153H244ZM14 155V154H13ZM12 155V156H13ZM153 155V159H154V161H155V159L157 160L158 158H156V156H154V154H152ZM174 155V154H173ZM202 155V154H201ZM200 155V156H201ZM204 155V154H203ZM202 155V156H203ZM228 155V154H227ZM235 155V153H233V156ZM238 155V156H237ZM237 155H235V156H237L238 158H239V156H240V154H239V152H238V154ZM249 155V154H248ZM1 156V157H2ZM145 156V155H144ZM191 156V157H190ZM201 156V157H202ZM214 156H215V154H214ZM229 157H230V155H228ZM228 156H226V157H228ZM139 157H140V155H139ZM157 157H158V154H157ZM165 157V158H164ZM204 157H206L205 155H204ZM203 157V158H204ZM237 157H234V158H237ZM240 157H243V155L242 156H240ZM3 158V157H2ZM12 158V157H11ZM212 158V157H211ZM215 157H213V159H214ZM5 159V160H6ZM142 158H139V160H141ZM196 159V160H195ZM205 159V158H204ZM216 159H217V156H216ZM223 158H221V160H222ZM233 158H231V160H232ZM243 159L244 158H241V159H239V160H241L240 162L242 163V162H244L243 161ZM143 160V159H142ZM141 160V161H142ZM167 160V159H166ZM207 160V159H206ZM205 160V161H206ZM215 160V159H214ZM237 160V159H236ZM239 160H237V161H239ZM140 161V162H141ZM144 161V160H143ZM148 161V160H147ZM164 161L162 162V163H164ZM208 161V160H207ZM206 161V162H207ZM209 161H211V159L209 160ZM216 161V160H215ZM219 161V160H218ZM223 161V160H222ZM233 162L235 161V160H232ZM140 162H138V163H140ZM149 162V161H148ZM160 162V161H159ZM161 162L159 163L160 165L159 166H161V168H162V166L164 165V164H162L161 165ZM166 162V161H165ZM203 162V161H202ZM228 162H230V161H228ZM240 162H239V164H240ZM246 162V161H245ZM142 163V162H141ZM140 163V164H141ZM144 163H146V160L144 161ZM144 163H142V164H144ZM215 163V162H214ZM223 163V162H222ZM231 163V162H230ZM238 163V162H237ZM248 163V162H247ZM260 163H261V161H260ZM22 164V162L20 163V165ZM24 164V163H23ZM147 164V163H146ZM151 164V163H150ZM150 164H148V165H150ZM167 164V163H166ZM227 164H229V163H227ZM236 164V163H235ZM20 165H15L14 167H13V169H11L10 171H9V173H7V174H4L3 176H2V179H0V181H3V179H4V181L3 182H0V183H2V185L4 186H1V187H3V188H1L0 189V195L1 196H3V198L5 197V198H10L11 200H12V197H14V196H18L19 198L20 197H23V195H24V197H25V194H26V192L28 191L27 190V188H26V186L25 185H23V184H25V183H23V184H21L20 185V182L22 181L23 182V179L24 178H22V177H24L22 174H24V173H21L22 172V170L23 171H25L24 169H21L20 168ZM27 164H25V165H21V166H26ZM172 165V164H171ZM193 165H191V166H193ZM202 165V164H201ZM214 165V164H213ZM216 165H219V164H216ZM223 165V164H222ZM203 166V165H202ZM228 166V165H227ZM241 166V165H240ZM251 166H253V165H251ZM250 166V167H251ZM256 166H257V164H256ZM260 165H258L257 167H259ZM197 167V166H196ZM209 167H211V166H209ZM222 168H224V166H221ZM233 167H235L234 166V164H233ZM249 167V168H250ZM255 167V166H254ZM256 167V168H257ZM20 168V169H19ZM150 168H151V165H150ZM182 168H183V170H182ZM212 168V167H211ZM217 168V167H216ZM236 168V167H235ZM234 168V169H235ZM239 168H241V167H239ZM238 168V169H239ZM245 168V167H244ZM253 168V167H252ZM152 169V168H151ZM155 169V168H154ZM163 169V168H162ZM190 169H192L191 167H190ZM217 169H221V168H217ZM232 169V168H231ZM233 169V170H234ZM237 169V168H236ZM243 169V168H242ZM251 169V168H250ZM158 170H160V169H158ZM205 170V169H204ZM214 170V169H213ZM218 170V171H219ZM222 171H223V169H221ZM232 170V171H233ZM246 170V169H245ZM251 170H253V169H251ZM258 170V169H257ZM256 170V171H257ZM30 171V170H29ZM231 171V170H230ZM235 171H237V170H235ZM235 171H233L235 174H236V172ZM243 171V170H242ZM241 170H240V173L242 172ZM248 171V170H247ZM28 172V171H27ZM26 172V173H27ZM214 172V171H213ZM239 172V171H238ZM250 172V171H249ZM247 173V174H250V173ZM254 172V171H253ZM193 173H195V172H193ZM210 173V172H209ZM226 173V172H225ZM229 173V172H228ZM231 173V172H230ZM244 173H245V171H244ZM252 173V172H251ZM192 174V173H191ZM200 174V173H199ZM199 174H198V176H199ZM202 174V173H201ZM200 174V175H201ZM205 174V173H204ZM203 174V176L201 175V176H199V177H197L196 179L197 180H199L200 182L199 183H196L195 185H197L198 184V186H197V188H198V190H196V192L198 191L199 193L201 192V191H203V189L205 188V187H211L212 185H215L213 182H212V180H211V177H212V175H211V177L209 178V176L207 177V176H205ZM214 174V173H213ZM216 174V173H215ZM217 174H218V172H217ZM243 174V173H242ZM242 174H241V176H242ZM254 174V173H253ZM195 175V174H194ZM239 175V174H238ZM251 175V174H250ZM21 176V180L20 179H18L19 177ZM27 176V175H26ZM168 176V175H167ZM184 177V176H183ZM196 177V176H195ZM194 177V178H195ZM240 177V176H239ZM248 177V176H247ZM250 177V176H249ZM214 178V177H213ZM212 178V179H213ZM256 179L255 181L253 180V179ZM179 179V180H178ZM185 179V178H184ZM192 179V178H191ZM214 179H217L218 180V178H214ZM260 179V178H259ZM262 179V178H261ZM189 180V179H188ZM187 180V181H188ZM258 179L256 178V176H254L253 178H251V180L250 181H248V182H246L245 183V189H244V191H242L240 194H239V192H233V193H235V195H236V193H238V195H239V199H243L244 201H249V200H251V198L252 197H254V196H252L253 194H252V191H253V189L255 188V186L257 187L258 185H262V180L260 181V180H258ZM26 181V180H25ZM172 181V182H173ZM242 181V180H241ZM259 181H260V184H259ZM183 182H186V181H183ZM217 182V181H216ZM262 182V183H261ZM190 183V182H189ZM192 184V183H191ZM219 185V184H218ZM217 185V186H218ZM225 185V184H224ZM227 185V184H226ZM243 186V185H242ZM259 186V187H260ZM29 187H30V185H29ZM196 187V186H195ZM194 187V188H195ZM231 187V186H230ZM235 187V186H234ZM262 187V186H261ZM211 188H214L213 186L211 187ZM191 189V188H190ZM206 189H208V188H206ZM216 189V188H215ZM222 189V188H221ZM27 190V191H26ZM171 190V189H170ZM220 190V189H219ZM243 190V189H242ZM37 191V190H36ZM179 191V192H178ZM177 191V193H176V195H177V197H178V193H180L181 195H182V192H180V190H178ZM175 192H176V190H175ZM215 192V191H214ZM213 192V193H214ZM222 192V191H221ZM27 193H30V192H27ZM212 193V192H211ZM212 193V194H213ZM220 193V192H219ZM224 193V192H223ZM225 193H227V192H225ZM228 194L229 196L228 197H226V200H230L229 198H231L232 196H233V198H235L234 196V194ZM172 194V193H171ZM180 194H179V196H180ZM252 194V195H251ZM28 195V194H27ZM26 195V196H27ZM173 195V194H172ZM184 195L187 197V194H186V192H185V194H183V197H184ZM218 195V194H217ZM220 195V194H219ZM218 195V196H219ZM0 196V197H1ZM216 196V195H215ZM227 196V195H226ZM154 197V196H153ZM176 197V196H175ZM182 197V196H181ZM185 197V198H186ZM188 197H191V195L190 196H188ZM187 197V198H188ZM194 197V196H193ZM193 197H192V199L191 200H193ZM217 197V196H216ZM2 198V199H3ZM5 198H4V200H5ZM180 197H178V199H179ZM197 198V197H196ZM195 198V199H196ZM218 198V197H217ZM228 198V199H227ZM15 199V197L13 198V200ZM189 199V203H190V200ZM200 199V198H199ZM221 199H223V198H221ZM232 199V198H231ZM236 199H237V197H236ZM172 200V199H171ZM170 200V201H171ZM180 200V199H179ZM179 200H176V201H179ZM215 200H217V199H215ZM224 200H225V197H224ZM224 200H220L219 201V199H218V203L219 202H223ZM204 201V200H203ZM203 201H201V202H203ZM231 201V200H230ZM229 201V202H230ZM236 201V200H235ZM238 201V200H237ZM180 202V201H179ZM183 202V201H182ZM205 202V201H204ZM215 202V201H214ZM214 202L212 203V204H214ZM232 202H233V199H232ZM238 202H241V201H238ZM238 202H235V203H237V204H239ZM11 203H12V201H11ZM181 203V202H180ZM184 203H185V201H184ZM188 203V202H187ZM207 203H208V201H207ZM206 203V204H207ZM216 203V202H215ZM231 203V202H230ZM241 203H243V202H241ZM211 204V201H210V203H209V205ZM217 204V203H216ZM216 204H214V205H216ZM12 205V204H11ZM182 205H184V204H182ZM202 205H204L203 203H202ZM218 205V204H217ZM220 205V204H219ZM218 205V206H219ZM235 205V204H234ZM233 205V208L231 207V206H229V207H231V209H232V211L230 210V211H228L230 208H228V210L227 209H224V211H225V213H224V211H223V213H221L222 211L220 210V209H223V208H220L222 205H220V209L218 208V207H216V209L218 208L219 209V211L218 210H216V209H211V210H209V207L206 205V207L208 208V210H209V212L211 211V212H213V214L212 215H210L211 213H209V214H207V210H205L204 209V213H205V211H206V214H207V216L209 215V217H208V219H212V220H217V219H220V220H222V221H220V222H223L222 223V225H225L227 228H225V229H222V230H220L221 228L219 227H215V229L217 228L218 230H211L212 229V225L214 224H211L209 227L210 228H208V227H205V226H203V227H200L199 229H197L196 228V230L194 231V236H193V238L194 239H196V242L199 240L198 238H205L204 240H207V241H211V240H219L220 238H222V243L220 244V245H216V247L215 248H207V247H205V248H202L201 246H199V247H201L202 249H201V251L199 252V250H198V252H196L195 254L198 256H202V259H204L205 257H207V258H205L206 260H208V258H209V261H212L211 263L213 264V262L215 263V262H217L218 264H239L241 261H242V258H241V261L239 262V259H240V254H241V250H240V248L244 245V241L242 240L241 241V239L239 238V237H234V236H238V232L240 231V229L242 230V226L241 225H243V223L247 220V216H248V214H247V212H249L248 211V205H246V204H243L242 206H240L239 208L237 207V208H235V206ZM224 206V205H223ZM238 206V205H237ZM202 207V206H201ZM204 207V206H203ZM202 207V208H203ZM205 207V208H206ZM227 206L225 205V207L224 208H226ZM254 207V206H253ZM202 208H199V211L200 210H202ZM184 209H187V208H183V211H184ZM191 209V207L188 209V210H190ZM193 209V208H192ZM192 209H191V211H192ZM195 209V208H194ZM175 210V209H174ZM173 210V211H174ZM178 210L180 211V207L178 208ZM177 210V211H178ZM181 210H182V208H181ZM198 210V208L196 207V209H195V211L194 212H196ZM213 210V211H212ZM11 211L12 212H15V214H13L12 216H10V218H6V222H5V224L6 225H9L7 228H3V229H0V257L2 256V253L4 254V250H8V248L11 246V245H13V244H15V243H19V242H23L24 240L27 242V244L28 245H34L35 243H37L38 242V237L36 236V234L34 233V230H36L35 229V225L36 224H39V222H37L36 223V220H37V218H36V216H33V217H27V216H25L24 214H21L20 212H19V209L17 208V207H13L12 209H11ZM172 211V212H173ZM191 211H189L190 213H191ZM193 211H192V214L193 215H196V213L194 214L193 213ZM199 211H197V212H199ZM221 211V212H220ZM11 212V213H12ZM185 212H187V210L185 211ZM201 212V211H200ZM177 214H178V212H176ZM175 212H174V216H175V214H176ZM190 213H188V214H190ZM203 213V212H202ZM250 213V212H249ZM176 214V215H177ZM180 214V213H179ZM182 214V213H181ZM180 214V215H181ZM197 214H199V213H197ZM15 215V216H14ZM187 215V214H186ZM192 215V216H193ZM200 215V214H199ZM204 216H205V214H203ZM228 215H229V217H228ZM172 216V215H171ZM184 216V215H183ZM207 216L206 217H203V216H199L198 217V215L196 216V218L197 219H202L201 220V222H203V220L205 219V222L207 221L208 223H209V221H208V219H207ZM210 216H212V217H210ZM166 217V216H165ZM164 217V218H165ZM169 217V216H168ZM194 217V216H193ZM163 218V217H162ZM163 218V219H164ZM167 218V217H166ZM217 218V219H216ZM168 219V218H167ZM194 220H195V217L193 218ZM250 219V218H249ZM28 220V221H27ZM180 220V219H179ZM188 220V219H187ZM186 220V221H187ZM163 220H161V222H162ZM193 221V220H192ZM247 221H249V220H247ZM160 222V223H161ZM166 222V220L164 221V223ZM197 222V221H196ZM198 222H200V221H198ZM205 222H203V224L205 223ZM212 222V221H211ZM41 223V222H40ZM163 223V224H164ZM169 223V222H168ZM162 224V223H161ZM163 224L161 225V228H163L164 229V227L165 226H163ZM166 224V223H165ZM164 224V225H165ZM198 224V223H197ZM210 224V223H209ZM245 224V223H244ZM24 225H29V227H28V229H31V231L34 233V236H33V238H29L28 236H26V234H25V232H24V228L25 227H21V226H24ZM182 225V224H181ZM183 225H185V224H183ZM196 225V224H195ZM215 226H217L216 224H214ZM213 225V226H214ZM185 226H187V225H185ZM245 226H246V224H245ZM5 227V226H4ZM183 227V226H182ZM196 227V226H195ZM197 227H199V226H197ZM247 227V226H246ZM214 228V227H213ZM223 228V227H222ZM165 229H168V228H165ZM172 229H173V226H172ZM171 229V230H172ZM187 229H188V227H187ZM186 229V230H187ZM191 229V228H190ZM246 229V228H245ZM244 229V230H245ZM162 230V229H161ZM160 230V232H163V231H161ZM169 230V229H168ZM192 230V229H191ZM225 230V233L224 234H226V236L225 235H223L222 234V232ZM126 231V230H125ZM167 231V230H166ZM170 231V230H169ZM172 232V231H171ZM241 232V231H240ZM247 232V231H246ZM166 233V232H165ZM169 233V232H168ZM190 233V232H189ZM173 234V233H172ZM171 234V235H172ZM178 234V233H177ZM185 234V233H184ZM187 234V233H186ZM193 234H191V235H193ZM136 235V234H135ZM170 235V234H169ZM190 235V236H191ZM242 235H244V233L242 234ZM242 235H241V237H242ZM172 236H174V234L172 235ZM184 236V235H183ZM187 236H189V235H187ZM138 237V236H137ZM170 237V236H169ZM133 238H135V237H133ZM139 238V237H138ZM185 238V237H184ZM193 239V240H194ZM224 239V240H223ZM172 240V239H171ZM221 240V239H220ZM262 240V243L260 244V251H262L263 253H264V235H263V239H261ZM132 241V240H131ZM207 241H205V243L207 242ZM225 241V242H224ZM172 242V241H171ZM175 242V241H174ZM17 243V244H18ZM173 243V242H172ZM171 243V244H172ZM192 244H193V242H191ZM190 243V244H191ZM229 243V244H228ZM189 243L187 242V244L186 245H188ZM200 244V243H199ZM246 244H247V242H246ZM173 245H174V243H173ZM177 246H176V248L175 249H177L178 248V250H182L181 248H186L187 246H185V244H184V242L183 243H181V244H176ZM194 245H195V241H194ZM197 245V244H196ZM12 247V246H11ZM174 247V246H173ZM172 247V248H173ZM240 250V251H239ZM261 252V253H262ZM7 254V253H6ZM264 255V254H263ZM7 256V255H6ZM198 256V257H199ZM242 257V256H241ZM264 258V257H263ZM7 259V258H6ZM197 259V258H196ZM201 260V259H200ZM203 261V260H202ZM208 261V262H209ZM83 262V261H82ZM198 262V261H197ZM196 261H195V263L196 264H198ZM205 262V260L202 262V263H204ZM189 263V262H188ZM194 263V264H195ZM201 263V262H200ZM207 263V262H206ZM210 263V262H209ZM210 263V264H211ZM190 264V263H189ZM205 264V263H204ZM241 264V263H240Z\"/></svg>",
  "mask_w": 264,
  "mask_h": 264
}]
</instances>
